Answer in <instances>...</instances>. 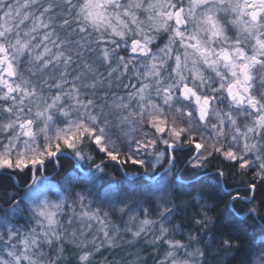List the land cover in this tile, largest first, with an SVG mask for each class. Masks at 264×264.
Listing matches in <instances>:
<instances>
[{
  "label": "clouds",
  "instance_id": "obj_1",
  "mask_svg": "<svg viewBox=\"0 0 264 264\" xmlns=\"http://www.w3.org/2000/svg\"><path fill=\"white\" fill-rule=\"evenodd\" d=\"M0 156V264H264V0H0Z\"/></svg>",
  "mask_w": 264,
  "mask_h": 264
},
{
  "label": "snow or ice",
  "instance_id": "obj_2",
  "mask_svg": "<svg viewBox=\"0 0 264 264\" xmlns=\"http://www.w3.org/2000/svg\"><path fill=\"white\" fill-rule=\"evenodd\" d=\"M74 138H75V133L72 134V138L71 139L70 138H65V143L68 144L69 147H73L74 145L72 143V139H74ZM101 139H102V137H97V142H100ZM198 146L202 147V145H198ZM57 148H59V145H57ZM49 155H56V152L50 150ZM108 155L113 160L120 159L118 153L108 152ZM225 155L226 156H231L234 159L236 158L232 152H226ZM132 162L134 164H142L143 163L142 160H136V159H133ZM17 163L19 165H21V166H24V165H27V164H39V163H43V159L41 157H38V156H33L31 161L26 160V159H20L19 161H17ZM0 164L11 166L13 164V161L11 159L7 158V157L0 156ZM252 187L255 188L256 185H252ZM237 195H239V193H237Z\"/></svg>",
  "mask_w": 264,
  "mask_h": 264
},
{
  "label": "trees",
  "instance_id": "obj_3",
  "mask_svg": "<svg viewBox=\"0 0 264 264\" xmlns=\"http://www.w3.org/2000/svg\"><path fill=\"white\" fill-rule=\"evenodd\" d=\"M4 179H5L4 177H0V182H2ZM30 179H32V176L31 174H28L26 180H30ZM229 227H231V224H229Z\"/></svg>",
  "mask_w": 264,
  "mask_h": 264
}]
</instances>
